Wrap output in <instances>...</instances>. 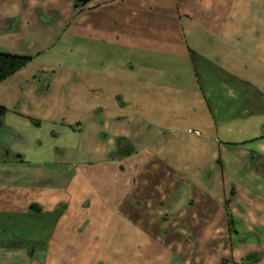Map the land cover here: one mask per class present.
Masks as SVG:
<instances>
[{
	"label": "crops",
	"instance_id": "obj_1",
	"mask_svg": "<svg viewBox=\"0 0 264 264\" xmlns=\"http://www.w3.org/2000/svg\"><path fill=\"white\" fill-rule=\"evenodd\" d=\"M0 0V264H264V0Z\"/></svg>",
	"mask_w": 264,
	"mask_h": 264
},
{
	"label": "trees",
	"instance_id": "obj_2",
	"mask_svg": "<svg viewBox=\"0 0 264 264\" xmlns=\"http://www.w3.org/2000/svg\"><path fill=\"white\" fill-rule=\"evenodd\" d=\"M77 5L81 6L83 4L78 3ZM27 64L28 60L26 59L0 55V84L19 70L23 69ZM4 114L5 111L0 108V120Z\"/></svg>",
	"mask_w": 264,
	"mask_h": 264
},
{
	"label": "water",
	"instance_id": "obj_3",
	"mask_svg": "<svg viewBox=\"0 0 264 264\" xmlns=\"http://www.w3.org/2000/svg\"><path fill=\"white\" fill-rule=\"evenodd\" d=\"M89 1H90V0H77V2H78L79 4H83V5L87 4ZM1 126H2V121L0 120V127H1Z\"/></svg>",
	"mask_w": 264,
	"mask_h": 264
}]
</instances>
